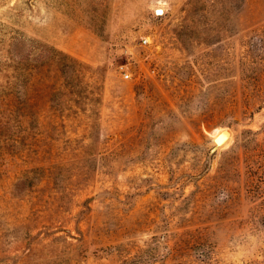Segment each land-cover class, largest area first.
Here are the masks:
<instances>
[{"label": "rangeland", "instance_id": "1", "mask_svg": "<svg viewBox=\"0 0 264 264\" xmlns=\"http://www.w3.org/2000/svg\"><path fill=\"white\" fill-rule=\"evenodd\" d=\"M132 261L264 264V0H0V264Z\"/></svg>", "mask_w": 264, "mask_h": 264}, {"label": "water", "instance_id": "2", "mask_svg": "<svg viewBox=\"0 0 264 264\" xmlns=\"http://www.w3.org/2000/svg\"><path fill=\"white\" fill-rule=\"evenodd\" d=\"M219 138H220V136L217 137L216 140H218ZM216 140H215V141H216ZM217 149H219V148H217V147L215 146L213 150L215 151V150H217Z\"/></svg>", "mask_w": 264, "mask_h": 264}, {"label": "trees", "instance_id": "3", "mask_svg": "<svg viewBox=\"0 0 264 264\" xmlns=\"http://www.w3.org/2000/svg\"><path fill=\"white\" fill-rule=\"evenodd\" d=\"M125 264H136V262L132 261L130 263H125Z\"/></svg>", "mask_w": 264, "mask_h": 264}, {"label": "built area", "instance_id": "4", "mask_svg": "<svg viewBox=\"0 0 264 264\" xmlns=\"http://www.w3.org/2000/svg\"><path fill=\"white\" fill-rule=\"evenodd\" d=\"M126 77H129V75H128V74H126Z\"/></svg>", "mask_w": 264, "mask_h": 264}, {"label": "bare ground", "instance_id": "5", "mask_svg": "<svg viewBox=\"0 0 264 264\" xmlns=\"http://www.w3.org/2000/svg\"><path fill=\"white\" fill-rule=\"evenodd\" d=\"M163 11V10H162Z\"/></svg>", "mask_w": 264, "mask_h": 264}]
</instances>
